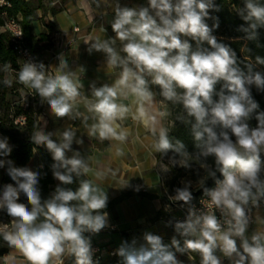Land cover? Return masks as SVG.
I'll use <instances>...</instances> for the list:
<instances>
[{"label":"clouds","instance_id":"1","mask_svg":"<svg viewBox=\"0 0 264 264\" xmlns=\"http://www.w3.org/2000/svg\"><path fill=\"white\" fill-rule=\"evenodd\" d=\"M101 4L114 12L110 21L114 36L89 35L83 43L89 55L103 53L104 68L118 70L111 84L97 86L93 81L86 94L82 79L86 69L73 70L63 53L58 55L55 71L42 62L25 60L17 70V82L35 92L56 119L80 120L88 136L116 142L118 156L124 155L123 146L131 135L124 125L131 117L150 133L156 153L171 151L174 164L185 168L191 162L179 161L192 156L200 161L207 178L215 180V187L203 189L201 208L193 204L190 181L169 197L181 208L186 206L185 219L173 225L184 238L183 246L175 236L165 244L159 235L145 232L143 242L123 241L115 254L123 264H183L177 253L188 254L190 260L196 253L199 264H222L218 252L230 264H264V230L248 234L252 208L264 201V111L251 91L252 86L264 91V72L257 68L264 65V58L257 56L255 64L241 67L236 52L213 34L219 19L210 12L220 10L214 0H147V6L131 7L121 6L119 0L112 4L81 0L80 6L92 13V6L99 9ZM237 12L247 25L239 29L246 33L245 39L257 40L258 30L264 28V3L244 0ZM209 19L214 21L211 26ZM11 67L5 62L3 71ZM3 84L11 87L13 80L5 78ZM152 86L159 88L163 101L183 109L176 120L190 128L194 153L181 140L169 138V130L159 120L165 113L152 110L157 96ZM253 118L258 122L255 127L250 126ZM77 133L70 125L54 132L40 126L31 133L32 143L51 154L52 174L59 181L47 199L38 187L41 173L16 167L8 159L12 152L8 137H0V168L7 167L14 181L0 193V209L11 218L10 223L0 224V238L23 257L18 261L8 254L6 264H63L69 256L75 264H94L91 237L86 234H98L108 226L104 211L108 195L88 178L93 161L73 148L84 143ZM217 173L222 179L216 178ZM107 174L115 175L111 169L95 171L97 180L106 179ZM74 183L78 184L75 189L69 187ZM21 193L27 204L18 202Z\"/></svg>","mask_w":264,"mask_h":264},{"label":"crops","instance_id":"2","mask_svg":"<svg viewBox=\"0 0 264 264\" xmlns=\"http://www.w3.org/2000/svg\"><path fill=\"white\" fill-rule=\"evenodd\" d=\"M114 2L115 0H109V4ZM41 3L42 7L37 10V20L33 23V30L35 33H47L46 24H52L49 33L50 45L44 50L48 67H53L51 70L55 71L54 66H57L59 62L58 55L63 53L73 70L80 66L86 69L82 77L86 94H90L89 85L93 81L97 83V86L104 83L111 84L117 78L118 70L104 68L103 53L93 52L89 55L86 50L87 45L83 43V40L89 35L98 36L100 39L114 36L110 26V21L114 16L112 8L101 4L100 8L96 9L93 5L92 13H88L80 6L81 0H41ZM119 3L121 6L130 7L147 6V0H119ZM53 9L54 12H52ZM152 90L157 93L152 110L156 113H165L163 99L158 95L159 88L152 86ZM37 107L39 108L37 128L44 126L45 131L54 132L62 131L66 125H70L78 131V137L84 141L82 146L74 144L73 148L81 151L83 155L88 154L92 157L93 172L89 173L88 178L99 184L108 195L107 207L104 210L108 213V226L103 232L95 235L94 239L97 244L119 248L123 241L130 242L133 238H136L138 242H143V234L151 232L162 237L165 244H170L175 236L183 246L184 238L180 237L174 229H168L163 220L166 209L169 207L165 199V194L169 193L165 188L163 165L165 154L156 153L151 148V135L143 123L131 117L124 121L131 135L127 144L123 146L124 155L118 156L115 152L116 142H101L95 137L88 136L80 120L56 119L50 114L49 106L40 101ZM80 109L84 110L83 105H80ZM40 117L43 119L40 120ZM159 120L161 125L167 128L165 115L159 117ZM0 137H2L1 134ZM67 155L70 156L71 153ZM25 166L34 171H41L42 165L35 150ZM98 169L105 171L111 169L115 175L107 174L106 179L97 180L95 171ZM126 183L127 186H124ZM135 184L141 186L142 190L135 192L133 190ZM3 186L0 193H2ZM116 198L119 199L115 200ZM252 212L254 223L248 229L249 235L257 228L264 230V204L260 203L258 208H252ZM10 221L11 218H9V223ZM3 223L5 222L0 221V224ZM114 232L120 234L118 240L113 238ZM104 233L107 235H102ZM0 251V264H6L5 257L8 254L16 256L18 261L23 260V257L10 249L2 238H0ZM217 255L223 259L221 253L218 252ZM177 258L183 264H199V257L193 254L191 260L186 254L177 253Z\"/></svg>","mask_w":264,"mask_h":264},{"label":"trees","instance_id":"3","mask_svg":"<svg viewBox=\"0 0 264 264\" xmlns=\"http://www.w3.org/2000/svg\"><path fill=\"white\" fill-rule=\"evenodd\" d=\"M5 1L11 4V7L6 8L7 16L19 19L23 30L24 41L31 52L33 61L37 63L42 62L45 66H48L44 57V50L50 45L49 33L52 29V24H46L47 33H35L33 30V23L37 20V10L42 7L41 0ZM259 2L264 3V0H259ZM214 3L219 6L220 10L210 12L211 16L218 17L219 19V27L214 30L213 34L219 41L229 45L236 52L238 61L242 62L241 67L244 66V63L248 62L255 64V57L257 56L264 58V28L258 30L259 37L257 40L245 39L246 33L239 30L241 25L247 26L237 12L239 8L244 6V0H214ZM52 12H54V9ZM206 22L211 26L214 21L209 19ZM192 43L193 47H195L194 42ZM5 62H10L12 66L8 72L3 71ZM257 68L261 72H264V65H257ZM18 69L19 59L10 43L9 37L5 32H0V134L2 137H8L9 139L12 152L8 159L12 160L16 167L25 166L30 160L33 151H36L42 165L38 187L41 191L42 198L47 199L59 184V181L55 180L52 174L51 165L54 161L51 154L44 146H37L33 144L30 139L31 133L37 128L39 123L37 120V113L39 111L37 104L40 98L35 92L25 88L17 82ZM6 74L9 76L12 75L14 79H16H12L13 84L11 87H6L3 84ZM16 83L25 88L27 93L25 106H23L22 102H19L17 106L10 105V101L7 98L9 93H16L18 87ZM219 88L220 85L218 84L217 90H219ZM251 91L254 99L260 105V111H264V91H258L255 86H252ZM168 103L170 107L174 109V116L172 118L173 126L168 132L169 138L172 139L173 142L177 139L181 140L186 145L189 153L195 152L194 140L191 136L190 128L179 120H176V116L181 114L183 109L179 105ZM18 116H23L25 118L24 124L14 122ZM257 123L255 118H253L250 121V126L255 127ZM169 152L174 156L171 151ZM209 163H213V158L209 160ZM220 176L221 175L217 173L216 178ZM262 178H264V174H262ZM214 181L213 178H209L200 189L193 193V196L199 194L205 187L207 188ZM10 183L14 184V181H12L8 175L7 167L0 168V190L3 185ZM77 186L78 184L74 183L69 187L75 189ZM18 202L27 204V198L23 193H21ZM9 218L6 210L0 209V221L9 223ZM115 253L111 256H104L94 261V264H123L122 258ZM193 255L197 256L196 253H193ZM63 264H75V259L70 258Z\"/></svg>","mask_w":264,"mask_h":264},{"label":"built area","instance_id":"4","mask_svg":"<svg viewBox=\"0 0 264 264\" xmlns=\"http://www.w3.org/2000/svg\"><path fill=\"white\" fill-rule=\"evenodd\" d=\"M9 3L5 0H0V32H5L10 40V43L19 59V67L24 63L25 60H31L33 61V58L31 56V52L29 50V48L27 47V45L25 44L24 41V36H23V30L21 27V24L19 22L18 18H13V17H8L7 13H6V8L9 7L8 6ZM19 33H22V35H18ZM15 123H20V124H24L25 122V118L23 116H18L15 120ZM220 179H222V176L219 177ZM215 187V181L210 184L207 188H213ZM133 190L135 192H139L142 190V187L139 185H134L133 186ZM174 194H169L166 193L165 194V199L167 201V205L169 206L166 209V214L164 215V224L167 228L173 230L174 227V223L176 221H183L186 217V206L185 208H181L180 207V203H173L169 197L173 196ZM193 204L197 207V208H201L202 205L200 204L201 199H203V191H201L199 194L193 196ZM173 205H172V204ZM182 203V202H181ZM261 204H264V201L260 202ZM174 206V208L172 207ZM217 217H220L219 212L216 213ZM251 219H250V225L249 228H251L252 224L254 223V216H253V212L251 211L250 213ZM172 222V223H170ZM105 229L101 230L99 233L103 232ZM98 233V234H99ZM86 235H90L91 237V244H92V248L94 250V255H93V261H97L101 258H103L104 256H111L113 255L116 250L118 248H114V247H109V246H101L99 244H97L95 242V235L97 234H86ZM239 241H237L238 243ZM188 255V254H186ZM70 258L75 259L73 256H69V257H65L63 260V263L68 261ZM57 264H59V262H57Z\"/></svg>","mask_w":264,"mask_h":264},{"label":"rangeland","instance_id":"5","mask_svg":"<svg viewBox=\"0 0 264 264\" xmlns=\"http://www.w3.org/2000/svg\"><path fill=\"white\" fill-rule=\"evenodd\" d=\"M5 78H11L13 80L14 77L8 74L5 75ZM18 84V83H16ZM8 100L10 101V105L17 106L19 102H22L23 106H25V101L27 98V93L25 91V88L20 86L18 84L16 93H9L7 95ZM164 109H165V118L167 121V129L170 130L173 126L172 118L174 116V109L170 107L169 103L167 101H163ZM194 153V152H190ZM173 155H171L170 152H168L163 157V165H164V172H165V188L166 191L169 193L175 194V189L183 187L185 182L190 181L191 182V191L192 193L196 192L198 189H200L204 183L208 181L207 173L204 171L203 168L200 167V161L195 160L192 156H188L186 158H183L179 161V163L183 164L185 161L191 162L190 168H185L180 166L179 164H174L172 161ZM177 160L179 157H175ZM262 160H264V154H262ZM211 157L209 158V160ZM174 203V202H173ZM172 204V203H171ZM175 204V203H174ZM173 205V204H172ZM174 208V206H172ZM169 229V228H168ZM171 230V229H170ZM102 235H107L106 233ZM119 233L114 232L112 234L113 238L115 240H118ZM197 257H199L197 255ZM221 257V256H220ZM222 264H230V261L228 259L221 258Z\"/></svg>","mask_w":264,"mask_h":264}]
</instances>
